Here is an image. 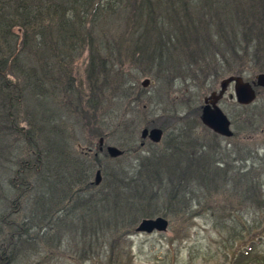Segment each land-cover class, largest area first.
Listing matches in <instances>:
<instances>
[{"label": "trees", "instance_id": "1", "mask_svg": "<svg viewBox=\"0 0 264 264\" xmlns=\"http://www.w3.org/2000/svg\"><path fill=\"white\" fill-rule=\"evenodd\" d=\"M85 53L78 80L75 65ZM250 60L255 67L246 74ZM128 63L138 76L152 74L167 96L178 78L192 86L211 75L218 81L225 70L253 78L264 71V0H0V264L41 263L56 251L61 260L64 240L80 262L95 254L103 264H123L119 251L130 259L128 240L139 220L195 218L203 210L193 207L198 189L215 208L223 191L243 198L236 208L227 196L217 217L232 240L244 242L234 264H264V239L251 235L256 223L235 219L264 214V182L250 175L261 168L253 161L235 166L240 150L201 124L199 99L163 109L150 125L163 130V139L142 153L128 112L117 108L120 90L124 108L139 98L136 79L121 85ZM185 88L191 92L189 83ZM244 109L247 127L234 116L236 138L260 130L256 108ZM106 129L132 160L104 152L102 168L101 155L81 152L78 136L87 133L85 151L92 150Z\"/></svg>", "mask_w": 264, "mask_h": 264}, {"label": "rangeland", "instance_id": "2", "mask_svg": "<svg viewBox=\"0 0 264 264\" xmlns=\"http://www.w3.org/2000/svg\"><path fill=\"white\" fill-rule=\"evenodd\" d=\"M87 61V54L85 53L82 59L75 65V69L77 72V76L80 78L78 80H83L82 72L85 68ZM253 60H250V63L245 65L244 72L246 74L250 73V70H253L255 67V64L252 65ZM236 66V65H235ZM124 73L128 74L127 76L123 77L121 80V85L127 86L128 83L130 85L136 84L134 81L136 79L138 86V90L135 89L137 95H139L138 101L134 103V107H127L124 108L125 101H122V92L120 90V99H114V100H120V103L117 105V108L122 113L123 111H127L126 115V125L129 124V133L135 136L136 143L139 145L141 143L140 139V132L143 129H151V128H159L157 126H150L155 123H157L160 119V115L163 111V109L167 111H175L174 109L179 110V104L180 102L183 103V107H186V103L191 104L187 102L188 99H191V101H196L199 99L198 107L201 109L203 103V99L209 98V95L211 92L218 90L219 88V82L228 76H234L230 75V72L226 73L221 76L218 81L217 79L211 75L208 81L204 84H198L196 86H192L193 84H190V82L186 81L185 83L181 82L183 79H177L178 84H175L174 87L167 88L168 96L164 95V92L157 86V81H154V78L151 76L152 74L138 76L137 73H139L138 69H135V66L128 65L124 67ZM147 71L157 72L156 69H150ZM264 73L258 72L256 73L253 78L252 76H247L244 74V76H238L240 77L244 82H253V79L256 75ZM232 74V73H231ZM162 75V74H161ZM159 77H161L159 75ZM188 78V77H187ZM186 78V79H187ZM249 81H248V80ZM148 81V83L143 87L141 85L142 82ZM160 80V79H159ZM215 80V82H214ZM189 83V87L191 89V92H187L185 86H187ZM121 88V86H120ZM118 90V89H117ZM186 91L185 101L182 99L183 93L182 91ZM256 97L252 103L249 105H239L234 100L230 101L227 99V94L233 93V85L230 84L227 87V91L225 92V96L221 101L216 102V105L222 110V112L228 117V119L231 121V130L233 131V137L231 138H222L220 141L230 149V148H236L240 150V159L241 162L235 163V166L238 168H244L245 166L251 165V161L254 163H257L258 168H261L259 171H254L250 173V175H254L253 179L255 181L264 182V167L260 166V163L264 165V162L260 161V157H264V91L261 89H256ZM113 97H116V95H112ZM168 98V99H167ZM174 100L175 105L177 108H173L171 105L170 100ZM124 99V98H123ZM170 99V100H169ZM182 99V100H180ZM113 100V103H114ZM140 101V105H137V103ZM112 103V102H111ZM186 105V106H185ZM246 108H256L255 115L257 116V119L255 121L256 125H260V130H257L254 135L252 136H245L244 134L239 135L238 138L234 137V133L236 134L235 126L233 123H238V120H235L236 115L239 116V120L241 122L240 126L244 125L243 117L244 112ZM103 112V111H102ZM100 112V113H102ZM185 111H179L178 116L180 118L183 117ZM169 115H172V112H168ZM183 121V120H182ZM67 124V123H66ZM148 125V126H147ZM246 126V125H244ZM71 127V126H67ZM247 127V126H246ZM162 130V129H161ZM105 137L106 139L103 140L105 145L117 147L120 149L119 146H117V140L118 135L114 134L112 132V129H106ZM163 131V130H162ZM197 133H199V130H197ZM80 138V139H79ZM79 142L81 144V147L84 151H81L84 155L87 157H95L98 155H101L99 157L100 164L102 168H104V165H107L106 157H102L103 153H100L96 151L97 142L93 145L92 144V151H88V149L85 151V148L87 145H90L89 137L87 133L84 135L78 136ZM163 139V138H162ZM89 141V142H88ZM119 141V140H118ZM161 142L158 143V145ZM157 145V144H154ZM140 147V145H139ZM150 147L149 140L145 141L144 147H142V150H140L142 153L146 152ZM122 151V150H121ZM99 154H98V153ZM108 156V154H107ZM123 157V158H121ZM134 157V154H129L122 151L121 156L117 158H121L124 160H132ZM108 158H110L108 156ZM247 159L245 162L244 159ZM256 158H258V161H256ZM110 159H116V158H110ZM110 165H112L110 163ZM256 165V164H255ZM94 174L96 175L97 172L100 173L99 169L94 170ZM241 174L243 172L241 171ZM248 174V173H247ZM246 174V175H247ZM101 175V173H100ZM256 177V178H255ZM94 182V176L92 177ZM101 183V177L100 182ZM98 184V185H99ZM242 187L244 186L241 185ZM195 187V186H194ZM197 188V187H196ZM199 192V204L194 201L193 207H198V209H203L202 211L197 212V216L192 219H188L187 221H182V219H170L165 218L168 221L167 229L163 232H152L150 234L146 233H138L134 232L128 240V244L131 245L130 249V259H125V256L123 255V250L120 249L119 253L122 255L120 256V259H124L122 261L123 264H126V260L130 261L128 264H234L235 258H237L238 251L243 248L244 242H239L237 239L232 240V238L229 237V231L226 228H223V225L221 224L223 222V218L217 217L220 213L217 212L216 209H224V204L222 202L223 199L230 197V201H233L234 207L238 208L243 203V198L238 197L237 195L233 193H226L223 191L220 195H217V201L214 202V204H217V208L213 207L211 204H209L208 197H205L206 200L201 196L202 191L198 189ZM201 193V194H200ZM228 196V197H227ZM24 206V205H23ZM21 208V214H25L27 210L28 214V208L25 207ZM200 206H203L201 208ZM215 208L213 209L211 208ZM252 208V207H250ZM228 211V209L226 210ZM65 214V212H63ZM62 213V214H63ZM246 213L241 212L238 213L237 217L235 219L243 220L248 219L250 222L254 221V224L256 228H253L251 235H254L255 238L261 236L264 239V214L261 213H251L249 216L246 215ZM234 216V215H233ZM156 218V217H155ZM230 219V218H229ZM176 220V221H175ZM231 220V219H230ZM141 220H139L140 222ZM228 221V220H227ZM138 222V223H139ZM137 223V225H138ZM250 238L249 235H247L246 240ZM123 244V243H121ZM71 243L66 242L64 240V243L62 244V248L64 249V256L63 259L55 258L57 257L59 252L53 253L52 256L53 259L43 261L41 263L37 261H41L38 259H33L35 262H23L22 264H103L95 254L93 259L80 262L77 257L74 255V252L71 250ZM259 252L264 255V240L261 243V245L258 247ZM70 249V250H68ZM35 258V257H33ZM121 263V262H120Z\"/></svg>", "mask_w": 264, "mask_h": 264}, {"label": "water", "instance_id": "3", "mask_svg": "<svg viewBox=\"0 0 264 264\" xmlns=\"http://www.w3.org/2000/svg\"><path fill=\"white\" fill-rule=\"evenodd\" d=\"M148 83L144 81L141 83L143 87ZM230 83H233L234 93L229 95V99L235 98V101L239 105H249L256 97L254 88H262L264 90V73H260L255 76L253 82H244L238 76H229L220 81V91L218 94L212 93L209 98L204 99V105L201 107L200 121L201 123L209 128L215 134L223 137L230 138L233 132L230 129V121L222 110L216 105V102L222 97L226 88ZM163 132L159 128L143 129L140 132V139H148L152 143H159L162 139ZM99 150H102L103 138L98 140ZM144 142L140 143L143 146ZM106 153L111 158H117L121 156L122 151L113 146L106 147ZM100 182V173L97 172L95 175L94 183L98 185ZM168 221L163 217L147 218L140 221L136 231L139 233L150 234L154 231L163 232L167 229Z\"/></svg>", "mask_w": 264, "mask_h": 264}, {"label": "flooded vegetation", "instance_id": "4", "mask_svg": "<svg viewBox=\"0 0 264 264\" xmlns=\"http://www.w3.org/2000/svg\"><path fill=\"white\" fill-rule=\"evenodd\" d=\"M214 92V91H213ZM213 92H211L210 94H212ZM229 94V93H228ZM228 94H227V98H228ZM224 96H225V94L222 96V98H220L218 101H221L223 98H224ZM218 101H217V103H218ZM232 101V100H231ZM102 152H104V151H102Z\"/></svg>", "mask_w": 264, "mask_h": 264}]
</instances>
